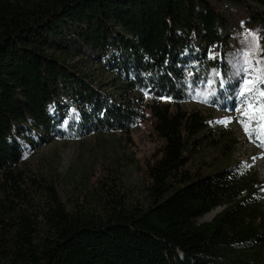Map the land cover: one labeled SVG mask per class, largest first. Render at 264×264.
Wrapping results in <instances>:
<instances>
[{
    "label": "trees",
    "instance_id": "obj_1",
    "mask_svg": "<svg viewBox=\"0 0 264 264\" xmlns=\"http://www.w3.org/2000/svg\"><path fill=\"white\" fill-rule=\"evenodd\" d=\"M239 14L264 28V0H0V264H264L262 183L240 162L192 169L210 124L182 105L208 70H228ZM146 110L163 146L146 165L145 203L101 182L96 214L68 211L52 187L44 207L23 206L24 141L127 132ZM212 141L224 157L237 144Z\"/></svg>",
    "mask_w": 264,
    "mask_h": 264
},
{
    "label": "rangeland",
    "instance_id": "obj_2",
    "mask_svg": "<svg viewBox=\"0 0 264 264\" xmlns=\"http://www.w3.org/2000/svg\"><path fill=\"white\" fill-rule=\"evenodd\" d=\"M245 19V15L239 14L230 22L226 48L228 64L229 53H239L251 43L249 31L259 37V57L264 58V28L257 25L249 28ZM210 53L216 56L218 47L211 45L206 48L205 56L208 61L212 60L209 59ZM232 59H235V55ZM71 62H78L84 71L88 68L96 70V64L88 56H74ZM213 72L208 70L195 81L190 86L187 99L182 103L186 110H198L206 115L210 124V131L206 133L207 142L196 143L198 148L189 165L192 169L204 171L240 162L246 170L257 174L264 187V166L257 159L259 148H255L240 122L249 101L258 103V100L255 94L245 96L239 102L235 98L229 99L228 94H234L236 89L221 88ZM96 74L101 75L104 82L109 78L103 72L95 71L94 75ZM225 74H232L230 64ZM213 81L215 83L210 86ZM105 87L107 90L108 86ZM67 111V115L62 118L65 121L69 120L68 113L71 109L67 108ZM226 117L230 119H225ZM244 121L247 124L248 118L244 117ZM154 123L150 111L146 110L144 118L127 132L92 133L78 137L66 130L63 137H52L42 145L33 146L24 141V155L19 164L22 178L26 182L21 183L20 187L23 206L33 210L44 207L49 201V188L52 187L68 211L96 214L101 211L100 207L105 200L104 191L99 187L103 184L101 182L111 185L115 183L117 186L112 187L122 188L123 199L128 205L145 203L146 165L161 156L163 146ZM222 132L226 137L230 136L237 141L233 153L225 157L211 144L213 138ZM254 140L261 142L258 132ZM252 147L253 155L250 154ZM4 204H8L6 200ZM221 208H218L217 213ZM202 217L197 219V223L212 219L205 220Z\"/></svg>",
    "mask_w": 264,
    "mask_h": 264
},
{
    "label": "snow or ice",
    "instance_id": "obj_3",
    "mask_svg": "<svg viewBox=\"0 0 264 264\" xmlns=\"http://www.w3.org/2000/svg\"><path fill=\"white\" fill-rule=\"evenodd\" d=\"M249 36L251 43L248 47L236 54L229 53L232 74L227 75L221 69L220 72L214 71L213 75L219 78L221 88L236 89L234 94H228L229 99L235 98L239 102L245 96L255 94L258 103L249 101L240 122L249 138L256 139L258 132L261 142L264 143V58L259 57V37L251 31H249ZM234 55L235 59H232ZM209 59L215 60L216 57L210 53ZM226 75L227 78H224ZM213 83L215 81L210 82V86ZM244 117L248 118L247 124H245ZM256 125L259 126L258 129Z\"/></svg>",
    "mask_w": 264,
    "mask_h": 264
},
{
    "label": "bare ground",
    "instance_id": "obj_4",
    "mask_svg": "<svg viewBox=\"0 0 264 264\" xmlns=\"http://www.w3.org/2000/svg\"><path fill=\"white\" fill-rule=\"evenodd\" d=\"M258 129V127H257ZM247 137L249 138V136L247 135ZM251 141L254 142V146L256 149L259 148V157L257 159H259V163L264 166V143L262 142H256L254 139H251L249 138ZM251 155L254 154V147L251 148V152H250ZM218 211V208H215L213 209L212 211H210L209 213H207L206 215H204L202 217V219H205V220H209L211 219Z\"/></svg>",
    "mask_w": 264,
    "mask_h": 264
}]
</instances>
